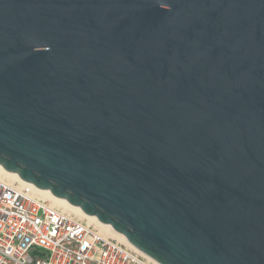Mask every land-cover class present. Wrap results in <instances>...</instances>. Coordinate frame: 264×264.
<instances>
[{
    "label": "water",
    "instance_id": "water-1",
    "mask_svg": "<svg viewBox=\"0 0 264 264\" xmlns=\"http://www.w3.org/2000/svg\"><path fill=\"white\" fill-rule=\"evenodd\" d=\"M0 166L160 264H264V0H0Z\"/></svg>",
    "mask_w": 264,
    "mask_h": 264
},
{
    "label": "built area",
    "instance_id": "built-area-1",
    "mask_svg": "<svg viewBox=\"0 0 264 264\" xmlns=\"http://www.w3.org/2000/svg\"><path fill=\"white\" fill-rule=\"evenodd\" d=\"M0 174V264H160Z\"/></svg>",
    "mask_w": 264,
    "mask_h": 264
},
{
    "label": "bare ground",
    "instance_id": "bare-ground-1",
    "mask_svg": "<svg viewBox=\"0 0 264 264\" xmlns=\"http://www.w3.org/2000/svg\"><path fill=\"white\" fill-rule=\"evenodd\" d=\"M0 174L6 176L8 178H11V179L18 177L13 173L6 172L1 166H0ZM37 194L44 197V198L49 199L52 202V204H54V205L62 207L63 209H66V210H70L71 212H74L81 217H85L89 222L96 224L102 232L108 233L111 236H115L118 238V240H120L124 243H129L128 240L126 239V237H124L120 233H116L110 225L103 224V223L99 222L96 218H94L92 216H88V215L84 214L82 211H80L76 208H73L72 206H70L69 204L64 202L63 200L53 197L50 194V192L45 191V190H37Z\"/></svg>",
    "mask_w": 264,
    "mask_h": 264
},
{
    "label": "rangeland",
    "instance_id": "rangeland-1",
    "mask_svg": "<svg viewBox=\"0 0 264 264\" xmlns=\"http://www.w3.org/2000/svg\"><path fill=\"white\" fill-rule=\"evenodd\" d=\"M70 211V210H69ZM74 213V212H73ZM76 214V213H75ZM110 235V234H109ZM112 237H114V238H116V239H118L117 237H115V236H112ZM120 241V240H119Z\"/></svg>",
    "mask_w": 264,
    "mask_h": 264
}]
</instances>
